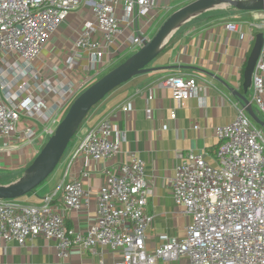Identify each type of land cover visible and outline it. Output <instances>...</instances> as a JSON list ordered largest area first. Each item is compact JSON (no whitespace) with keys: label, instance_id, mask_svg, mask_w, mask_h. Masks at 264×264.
Masks as SVG:
<instances>
[{"label":"built area","instance_id":"obj_1","mask_svg":"<svg viewBox=\"0 0 264 264\" xmlns=\"http://www.w3.org/2000/svg\"><path fill=\"white\" fill-rule=\"evenodd\" d=\"M81 6L89 9L91 18L83 21L62 66L52 67L53 76L42 78L34 61L50 35ZM163 12L167 6L160 0H0L1 150L26 149L25 168L72 100L149 40ZM250 14L245 22L250 46L256 33H262L251 75V103L258 115H264V11ZM223 26L237 31L240 23L226 21ZM81 54L87 58L86 68L71 78ZM6 70L12 73L11 80L4 76ZM158 84L171 90L178 105L198 88L194 78L172 74ZM234 109V119L214 129L218 145L213 163L203 152L188 151L175 168L171 195L190 218L184 237H164L153 250L145 248L144 233L153 219L145 211V164L131 153L129 160L108 165L120 153L122 139L112 121L103 118L82 134L71 156L80 158L83 166L88 161L107 163L96 193L93 223L85 231L69 227L51 195L39 204L19 198L0 200V239L24 245L41 236L54 241L58 257L64 259L72 247L93 251L96 245L107 246L120 252L110 264H158L180 258L188 264H264V130L238 100ZM145 112L149 118L150 109ZM87 175L83 170L81 176ZM61 191L67 209L88 203L89 191L79 177L67 179Z\"/></svg>","mask_w":264,"mask_h":264},{"label":"crops","instance_id":"obj_2","mask_svg":"<svg viewBox=\"0 0 264 264\" xmlns=\"http://www.w3.org/2000/svg\"><path fill=\"white\" fill-rule=\"evenodd\" d=\"M190 1L160 0L167 6L161 20ZM235 12L232 16H215L216 13L207 11L181 26L150 64V67H176L142 73L110 92L87 115L59 167L33 192L19 199L39 204L44 196L51 195L53 204L65 217L66 225L85 231L95 218L96 193L103 182L102 170L107 163L88 161L83 166L80 158L72 159L71 156L82 134L101 119L109 118L122 140L120 153L108 165L113 163L116 166L129 160L131 153L145 164L148 187L145 211L153 216L144 233L145 248L153 250L164 241V237H184L190 218L174 204L170 182L181 157L188 151L203 152L207 161L213 163V151L218 145L214 129L229 124L235 117L234 103L237 99L231 96L226 85L242 91V72L251 49L249 28L245 23L251 14ZM89 18V9L81 6L50 35L34 61V68L42 78L53 76L52 67L62 66L63 58L83 27V21ZM226 21L240 23L239 30H226L223 26ZM84 55H80L76 69L69 73V77L77 78L84 72L87 64ZM9 62L7 65L10 67ZM11 74L6 70L4 76L11 80ZM171 74L192 77L198 82L196 93L182 100L181 105L172 98L169 88L158 84ZM246 96L251 101V88ZM146 108L150 109L149 118ZM163 125L166 128H162ZM25 157L28 155L24 148L10 153L0 148V181L15 179L14 173L23 170ZM83 170L88 173L86 177L81 176ZM71 177L81 178L84 189L89 191L88 203L77 210L67 209L61 202L62 186ZM119 257V251L96 245L93 251L72 247L64 259L58 257L54 241L41 236L32 237L24 245L0 239V264H99L100 261L110 264ZM158 264H188V261L180 258L160 260Z\"/></svg>","mask_w":264,"mask_h":264},{"label":"water","instance_id":"obj_3","mask_svg":"<svg viewBox=\"0 0 264 264\" xmlns=\"http://www.w3.org/2000/svg\"><path fill=\"white\" fill-rule=\"evenodd\" d=\"M216 9H232L239 12L264 11V0H192L171 12L149 40L143 41L138 50L104 72L72 100L53 133L19 176L9 183L0 184V200L24 197L41 185L59 165L69 142L80 129L84 119L110 92L142 73L176 67H150V64L162 53L181 26L207 11ZM261 44L262 33L258 32L242 72V91L226 83L225 85L231 96L244 106L251 120L264 130V119L259 117L246 96L251 87V75Z\"/></svg>","mask_w":264,"mask_h":264},{"label":"rangeland","instance_id":"obj_4","mask_svg":"<svg viewBox=\"0 0 264 264\" xmlns=\"http://www.w3.org/2000/svg\"><path fill=\"white\" fill-rule=\"evenodd\" d=\"M233 10L232 11H230V10H227V11H225V16H232L233 15ZM235 13H239V14H241V12H239V11H236ZM203 15H204V13H203ZM166 18V16L165 17H163V19L160 21V22H157L155 25H153L152 26V28H151V30H150V32H149V34H150V36H152L153 34H154V32L156 31V29L159 27V25L162 23V21L164 20ZM109 68H111V67H109ZM100 77V76H99ZM95 80V79H94ZM251 88V87H250ZM98 105V104H97ZM96 105V106H97ZM95 106V107H96ZM68 107V106H67ZM67 107H66V109H67ZM93 110V109H92ZM91 110V111H92ZM91 111H90V113H91ZM89 113V114H90ZM260 115V117L261 118H263L264 119V115L263 114H259ZM87 118V117H86ZM85 118V119H86ZM85 119H84V121H85ZM83 121V122H84ZM80 129H81V127H80ZM80 129L78 130V133H79V131H80ZM76 135H77V133H76ZM62 161V160H61ZM61 161H60V163L59 164H61ZM57 167H59V165L57 166ZM56 169V168H55ZM19 174L20 173H14V175H13V177L15 178V177H18L19 176ZM12 178V177H11ZM12 180H14V179H12ZM12 180H10V179H2L0 182V184H6V183H9V182H11Z\"/></svg>","mask_w":264,"mask_h":264},{"label":"trees","instance_id":"obj_5","mask_svg":"<svg viewBox=\"0 0 264 264\" xmlns=\"http://www.w3.org/2000/svg\"><path fill=\"white\" fill-rule=\"evenodd\" d=\"M227 10H232V9H225V10H221V9H216V10H212V13H216L215 14V16H220L221 14H225V11H227ZM173 12V11H172ZM118 64V62L116 63V64H114L113 66H115V65H117ZM112 66V67H113ZM75 136H76V134H75ZM75 136L71 139V141L69 142V144H68V146H67V148H66V150H65V152H64V155H65V153L68 151V149L71 147V145H72V143H73V141H74V139H75ZM63 155V156H64ZM63 158V157H62Z\"/></svg>","mask_w":264,"mask_h":264}]
</instances>
